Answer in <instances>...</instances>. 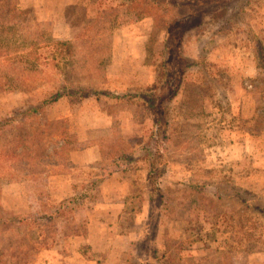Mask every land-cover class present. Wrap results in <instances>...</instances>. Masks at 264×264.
<instances>
[{"label": "rangeland", "instance_id": "rangeland-1", "mask_svg": "<svg viewBox=\"0 0 264 264\" xmlns=\"http://www.w3.org/2000/svg\"><path fill=\"white\" fill-rule=\"evenodd\" d=\"M174 1L0 0V218L13 217L0 223V264L148 257L151 241L136 251L146 163L110 157L149 139L135 94L165 90L168 70L178 91L166 103L158 260L264 264V0ZM177 11L191 14L178 31L189 39L166 66ZM67 85L99 93L39 108Z\"/></svg>", "mask_w": 264, "mask_h": 264}, {"label": "trees", "instance_id": "trees-1", "mask_svg": "<svg viewBox=\"0 0 264 264\" xmlns=\"http://www.w3.org/2000/svg\"><path fill=\"white\" fill-rule=\"evenodd\" d=\"M181 1V0H178ZM157 6L167 5L168 10L175 5L178 8L182 5L181 2H175L174 0H148ZM163 3V4H162ZM177 16H170V21L167 22L165 27L166 35H165V46H166V61L165 64L167 66L168 61L171 56H175L179 59L183 58L181 47L185 44L186 40L189 38H184L183 34L185 31H181L179 27H182L185 30V24L187 19L191 16L190 13H184L177 11ZM176 25V26H174ZM183 37V38H182ZM193 62V61H191ZM184 63L179 66V76H182L186 71V69L190 68L193 63ZM188 66V67H187ZM187 67V68H186ZM168 74L165 76V90L161 91V88L152 89V93H136L145 100V105L149 109L150 115L153 120V128L150 133V137L148 140L144 141L142 145H140L137 149L132 150L126 147L125 149H119L118 152H115L111 155V165L116 166L115 168H121L134 162L137 160H142L146 163V178H147V187L149 190V209L148 214L145 220L142 222L140 229L138 230V240L136 242V251L138 255L143 256L144 248H146V241H151L154 245L150 249L148 253V257L145 255L143 261L140 259L141 264H161L158 259L159 252L156 247V239L158 232V225L160 220V207L161 202L163 201V194L161 193L162 189L160 187V178L167 171V160L165 156V145L164 142L168 137V127L170 126V108L166 104L171 101L173 97L177 93V86L172 81L176 75H173V71L168 70ZM158 90V91H157ZM99 91H88L83 89L82 87L76 88L73 86H63L59 88L50 98L44 100L39 108H42L44 105L52 102H56L65 96H75L79 98L90 97L93 94H98ZM104 93V92H100ZM128 94H118L115 95L112 92L109 93V96L114 98H124ZM143 95V96H142ZM26 119L29 116L25 117ZM22 221V217H17ZM13 217L8 218H0V223L8 220L10 221ZM13 222V220H11ZM148 260V263L146 262ZM156 260V261H154ZM154 261V262H153Z\"/></svg>", "mask_w": 264, "mask_h": 264}, {"label": "crops", "instance_id": "crops-1", "mask_svg": "<svg viewBox=\"0 0 264 264\" xmlns=\"http://www.w3.org/2000/svg\"><path fill=\"white\" fill-rule=\"evenodd\" d=\"M77 154H79V156H80V153H77ZM116 178H117L116 175H114V176L110 177L108 180H110V181H115Z\"/></svg>", "mask_w": 264, "mask_h": 264}]
</instances>
